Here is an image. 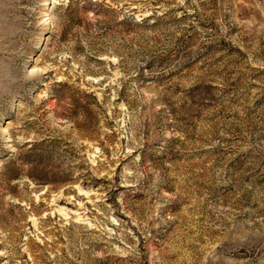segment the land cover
<instances>
[{"label":"rangeland","instance_id":"obj_1","mask_svg":"<svg viewBox=\"0 0 264 264\" xmlns=\"http://www.w3.org/2000/svg\"><path fill=\"white\" fill-rule=\"evenodd\" d=\"M0 264H264V0H0Z\"/></svg>","mask_w":264,"mask_h":264}]
</instances>
